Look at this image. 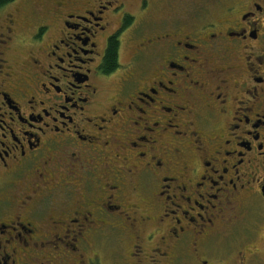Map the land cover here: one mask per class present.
<instances>
[{
  "label": "flooded vegetation",
  "instance_id": "1",
  "mask_svg": "<svg viewBox=\"0 0 264 264\" xmlns=\"http://www.w3.org/2000/svg\"><path fill=\"white\" fill-rule=\"evenodd\" d=\"M261 239L264 0H0V264H264Z\"/></svg>",
  "mask_w": 264,
  "mask_h": 264
},
{
  "label": "trees",
  "instance_id": "2",
  "mask_svg": "<svg viewBox=\"0 0 264 264\" xmlns=\"http://www.w3.org/2000/svg\"><path fill=\"white\" fill-rule=\"evenodd\" d=\"M108 61L112 66H115L118 61V55H117V50L112 48L108 54Z\"/></svg>",
  "mask_w": 264,
  "mask_h": 264
},
{
  "label": "rangeland",
  "instance_id": "3",
  "mask_svg": "<svg viewBox=\"0 0 264 264\" xmlns=\"http://www.w3.org/2000/svg\"><path fill=\"white\" fill-rule=\"evenodd\" d=\"M126 58H127V56L124 55V57H123L124 61H125ZM259 243H260V246H261V250L264 253V239H261L259 241Z\"/></svg>",
  "mask_w": 264,
  "mask_h": 264
}]
</instances>
